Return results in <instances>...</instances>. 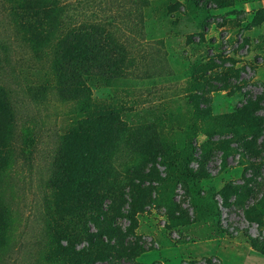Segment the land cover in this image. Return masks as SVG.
<instances>
[{
    "label": "rangeland",
    "instance_id": "rangeland-1",
    "mask_svg": "<svg viewBox=\"0 0 264 264\" xmlns=\"http://www.w3.org/2000/svg\"><path fill=\"white\" fill-rule=\"evenodd\" d=\"M64 1L72 13L80 1L93 4L79 9L86 15L78 20L113 22L131 58L117 83L88 81L96 106L121 111L136 141L145 144L141 152L152 149L155 130L161 143L151 160L141 153L123 158L125 168L138 167L145 177L132 180L140 196L126 190L108 233L91 224V236L69 241L49 230L45 182L73 120L70 108L52 93L38 95L47 64L18 38L0 0V83L13 92L19 136L29 128L35 137L32 157L19 159L7 193L14 226L0 264H264V241L244 236L257 239V226L243 210L224 208L218 197L220 228L213 198L225 184L251 178L248 161H261L252 187L257 196L248 204L264 195V132L258 127L264 122V0H146L147 6L139 0ZM191 141L194 156L188 163ZM221 142H233L225 169ZM258 153L261 160L253 156ZM209 154L211 179L187 180Z\"/></svg>",
    "mask_w": 264,
    "mask_h": 264
},
{
    "label": "trees",
    "instance_id": "trees-1",
    "mask_svg": "<svg viewBox=\"0 0 264 264\" xmlns=\"http://www.w3.org/2000/svg\"><path fill=\"white\" fill-rule=\"evenodd\" d=\"M2 1L6 7V17L10 19L18 38L38 60H45L47 64L46 80L38 89V95L46 98L48 93H52L62 105L70 108L69 116L73 120L71 129L60 138L50 161V175L44 187L47 192L44 222L49 230L59 236H67L69 241L77 238L84 240L91 236V224L97 226L101 234L108 233L113 226V214L118 211L120 202L127 194L126 190L130 188L129 193L133 197L140 196L132 180L145 177L138 167L125 168L123 158L126 153L131 156L141 153L151 160L157 156L153 148L159 145L157 142L161 143V137L155 130L152 138L156 142H153L152 149L141 152L145 144L136 141L138 134L124 122L121 111L112 105L100 109L94 103L93 93L88 86L90 79L111 86L126 76L131 58L125 42L114 32L115 24L111 21L97 18L78 20L79 16L86 15L84 12L78 14L79 9L93 5L88 2H78L74 6V14L71 4L64 0ZM139 1L147 6L144 3L146 0ZM232 6L224 4L226 8ZM106 11L107 8L102 9V12ZM92 16H95V12ZM200 117L198 112L194 120L198 121ZM258 125L262 134L264 122ZM231 134L214 133L220 136ZM20 140L21 147L17 145ZM192 141L188 143L189 149L185 154L188 163L194 156ZM221 143L222 165L225 169L233 153L230 148L233 142ZM240 143L245 147L249 142ZM34 146L35 137L29 128L23 136H19L13 92L0 83V252L3 253L9 251L14 226L7 193L11 189L19 159H30ZM256 150L248 151L252 154ZM259 154L253 155L254 158L257 159ZM247 156L244 155V160ZM209 159L210 154L204 156L203 168L194 173L189 171L186 179L195 184L210 180L211 173L206 169ZM248 162L251 178L245 176L242 184L234 181L225 184L213 195L214 205L220 226L218 197L224 208L243 210L245 218L250 223L258 224L262 233L264 195L254 200V204H248L254 195L257 196L252 187L256 182L255 175L260 174L258 164L261 161L258 164ZM110 210L111 216L106 221L104 216ZM225 232L229 233L227 230ZM244 236L254 242L264 241V238L254 239L248 234Z\"/></svg>",
    "mask_w": 264,
    "mask_h": 264
},
{
    "label": "built area",
    "instance_id": "built-area-1",
    "mask_svg": "<svg viewBox=\"0 0 264 264\" xmlns=\"http://www.w3.org/2000/svg\"><path fill=\"white\" fill-rule=\"evenodd\" d=\"M221 204H222V203H221ZM253 225H256V226H257L258 234L260 235V236H258V237H256V238H259V237L262 238V237H264V236H261V235H263V234L261 233V231H259V226H258V224L252 223L251 226H253ZM251 226H250V227H251ZM262 232H263V231H262ZM263 233H264V232H263Z\"/></svg>",
    "mask_w": 264,
    "mask_h": 264
}]
</instances>
